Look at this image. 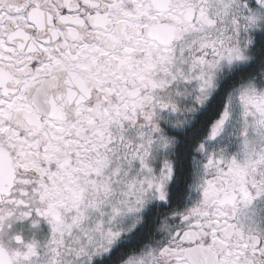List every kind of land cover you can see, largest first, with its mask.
I'll use <instances>...</instances> for the list:
<instances>
[{
    "label": "snow or ice",
    "instance_id": "6c2138e0",
    "mask_svg": "<svg viewBox=\"0 0 264 264\" xmlns=\"http://www.w3.org/2000/svg\"><path fill=\"white\" fill-rule=\"evenodd\" d=\"M264 264V0H0V264Z\"/></svg>",
    "mask_w": 264,
    "mask_h": 264
},
{
    "label": "clouds",
    "instance_id": "9594fccd",
    "mask_svg": "<svg viewBox=\"0 0 264 264\" xmlns=\"http://www.w3.org/2000/svg\"><path fill=\"white\" fill-rule=\"evenodd\" d=\"M207 256L206 264H213L214 258L210 254H205Z\"/></svg>",
    "mask_w": 264,
    "mask_h": 264
}]
</instances>
